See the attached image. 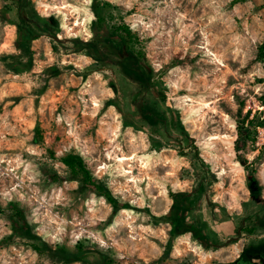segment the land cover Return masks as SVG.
I'll return each mask as SVG.
<instances>
[{
    "label": "rangeland",
    "instance_id": "rangeland-1",
    "mask_svg": "<svg viewBox=\"0 0 264 264\" xmlns=\"http://www.w3.org/2000/svg\"><path fill=\"white\" fill-rule=\"evenodd\" d=\"M263 6L0 0V264H227L264 249Z\"/></svg>",
    "mask_w": 264,
    "mask_h": 264
},
{
    "label": "trees",
    "instance_id": "trees-1",
    "mask_svg": "<svg viewBox=\"0 0 264 264\" xmlns=\"http://www.w3.org/2000/svg\"><path fill=\"white\" fill-rule=\"evenodd\" d=\"M264 7V6H263ZM116 33L118 34L119 38L126 44L127 48H133L134 44L136 42V37L131 32L130 28L128 26L119 25L114 28ZM31 38L25 39L24 45H22V48L26 51H30L29 42ZM259 56L264 61V42L261 44L259 48ZM262 100L264 102V94L262 95ZM250 114V111H248L245 115V118H248ZM244 128V126H242ZM241 128V129H242ZM241 136V133L239 134V137ZM239 143V142H237ZM240 149V146H238V150ZM239 153V152H238ZM60 160L67 166V168L76 176L80 178L82 181V184L86 187H89L93 190H95L99 195L105 196L110 202H115V199L111 195L109 191L103 188L102 184L100 183L101 180L98 179L93 172L90 170L88 165L86 164L85 160L78 154L75 153H68L60 157ZM242 163L245 165L247 163V159L243 158ZM250 183H251V189L253 192L257 191L259 189L258 183L256 178L250 173ZM172 197L174 200L173 207L177 210H185L186 203H189V199L186 195V193H179L175 194L172 193ZM15 212L16 219L23 218L22 211L15 207L13 208ZM27 222L23 221L21 224L16 223L14 227L15 231L20 233L21 235H29L31 236V232L29 231V227L26 226ZM249 230V228H248ZM250 231V230H249ZM37 246H35L36 248ZM38 249V248H36ZM256 251L258 250H246L239 258H237L235 261L227 263V264H258L255 261H253V258H255ZM264 252L263 250H260Z\"/></svg>",
    "mask_w": 264,
    "mask_h": 264
},
{
    "label": "flooded vegetation",
    "instance_id": "flooded-vegetation-1",
    "mask_svg": "<svg viewBox=\"0 0 264 264\" xmlns=\"http://www.w3.org/2000/svg\"><path fill=\"white\" fill-rule=\"evenodd\" d=\"M264 251V249H261ZM253 261H255L256 263H260L261 261H264V252L262 251H256V255L255 258H253Z\"/></svg>",
    "mask_w": 264,
    "mask_h": 264
}]
</instances>
